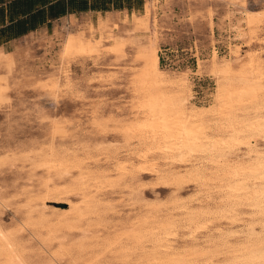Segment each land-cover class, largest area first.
<instances>
[{
    "label": "rangeland",
    "instance_id": "obj_1",
    "mask_svg": "<svg viewBox=\"0 0 264 264\" xmlns=\"http://www.w3.org/2000/svg\"><path fill=\"white\" fill-rule=\"evenodd\" d=\"M214 1L224 6V12L213 25V12L205 10L209 36L195 41L196 62L184 52L187 44L172 40L171 49H177L172 64L178 60L179 65L166 67L161 61L158 65L174 79L186 78L188 107L206 109L204 118L214 120L212 134L218 135L223 132L216 129V121L224 123L228 116L219 112L223 89L240 90L238 77L251 71L264 84V0ZM232 2L238 4L236 9ZM154 5L159 55L166 41L159 34L163 27L157 25V0ZM246 11L258 15H244ZM109 23L99 19L96 29L88 27V34L75 30L70 36L72 47L64 46L63 31L54 50L50 45L55 57L36 72L21 70L19 60L25 53L0 59V223L19 256L27 264H156L157 238L180 257L191 249L202 251L194 258L197 264H235L245 245L264 252V214L252 213L244 202L236 205L234 213L211 216L204 229L186 224L190 211H220L222 197L227 196L218 187L223 172L197 153L174 161L160 151L148 154L140 133L123 127L147 116L141 107L145 94L131 79L142 61L135 48L109 38ZM87 36L95 39L92 45ZM238 57L243 62H236ZM224 63H230L232 70L217 77L214 68ZM237 98L232 96L228 112H253L254 104ZM145 136L149 140L150 134ZM262 137L253 143L259 149H264ZM109 142L116 144L107 147ZM235 151L244 153V149ZM141 152L160 169L184 172L199 166L208 170L210 178L198 182L185 176L178 185L165 187L155 174L139 171ZM48 158L56 164L50 170L43 165ZM122 162L128 165L124 173L118 165ZM63 167L70 170L68 177L60 176ZM80 171L85 174L81 186ZM174 194L186 202L183 208L172 205ZM167 221L181 224L175 237L158 228ZM249 223L256 225L259 243L246 238ZM162 249L159 252L165 253ZM0 264H11L1 247Z\"/></svg>",
    "mask_w": 264,
    "mask_h": 264
},
{
    "label": "bare ground",
    "instance_id": "obj_2",
    "mask_svg": "<svg viewBox=\"0 0 264 264\" xmlns=\"http://www.w3.org/2000/svg\"><path fill=\"white\" fill-rule=\"evenodd\" d=\"M222 1L228 2V0ZM232 4L235 9L238 7V4L235 2H232ZM154 6V0H149L141 16L137 17L135 14H131L129 19L124 16L125 18H123L120 23L110 22L109 24H106L107 28L110 30L109 38L129 44L135 48L142 61L140 71L135 73L133 72L131 79H133V82L138 85L141 92L145 94V100H143L141 107L144 109V112H147V116L142 119L136 118L135 120L130 121L128 124L125 123L126 125L124 126L123 124H118H120V126L122 125L125 129L128 128L133 131L136 130L138 133H140V136L142 137L140 140L147 147L146 153L160 151L164 154L166 153V158L171 159V161L183 160L185 155L197 153L204 156L207 161L209 160L212 162V168L218 167L220 169L219 171L223 172L222 177L218 180V187L222 191L227 192V196L222 197L225 198V203L220 207V211L218 210L217 212L209 209L204 212H200L198 210L188 212L186 214V224L193 226L195 230L206 228L207 222L211 216L216 213L219 214L223 212V216H225L226 213H234V208L240 202L246 203V205L252 210V213L264 214V149H259L257 145L253 144L254 142H257V139L260 136H263L262 138L264 140V113L262 110L264 108V84L261 82V78L259 79L258 76H254L253 72L251 71L246 76L238 77L241 83L239 87L240 90H231V84L229 89H223L220 95L223 97L224 103L222 102L219 112L220 114L227 113L229 117L227 116V119L224 123H218L217 121L215 123V125L218 124L216 129L221 130L223 133L218 135L212 134V121L214 120H208L204 118L206 115V109L200 107L191 109L188 107L189 97L187 95L188 90L186 78L174 79L173 77H170L166 71L160 69L158 65V38L155 35L153 20L155 17H153L155 14L153 13ZM244 11L245 10H243V12ZM243 12H241V14ZM246 14L256 15L257 13L246 11L244 15ZM252 21L253 19L248 17V23H252ZM114 29H116V31ZM74 33L75 30L64 28L63 43L65 47H72L73 44L72 41H70V36ZM94 40V38L87 36L86 42L89 45H92ZM15 53L18 54L20 51L15 49L11 52L5 53L0 49V59H7ZM241 60L242 59L239 57L235 59V61L238 63ZM231 70L232 68L230 63H224L222 67L219 66L214 68L213 73H215L217 77H220L226 76L231 72ZM58 83L59 82L57 79L54 80L53 86L55 89H57ZM169 91L172 92L170 93ZM233 95L238 96V102H240V100H246L254 104L255 106L253 112H243L241 115L233 114L230 112V110L228 112L227 109L231 108L230 104ZM214 114L217 115L216 113ZM146 133L150 134L149 140L147 138L149 136H145ZM126 134H128V132L125 133V135ZM114 144L116 143L109 142L107 147L113 148ZM241 149H244V153L241 155L240 153L237 154L235 150ZM141 153L142 155L140 154V157L142 158V163L139 165V171H148L152 174H155L165 187L178 185V183H180V181H182L185 176H191L195 179V181L198 182H205L207 178H210L207 172L208 170L202 169L199 166V168L197 166H194L190 169L186 168L187 170L184 172L174 167L160 169L156 163H149L147 160L148 157L145 155L146 153ZM43 165L50 170V167L55 166L56 164H54V162L48 158ZM118 165L121 172L124 173L127 170L128 165L126 166L125 162L119 163ZM60 172L61 177H68L70 170L67 167H63ZM84 175L85 174L82 171H80L77 175L80 186L84 184L81 182ZM57 184L55 185L57 186ZM175 194L174 196H176ZM65 196L63 198H65ZM86 197L87 196L84 198ZM180 201L181 199L177 198L176 196L172 199L171 203L173 206H180L183 208L186 202ZM74 209L77 211L80 210L78 206H75ZM81 214L82 213H80V215ZM203 216H206L207 219L201 221L200 219ZM161 219L162 218H160V220ZM146 223L147 222H145V224ZM178 225L179 224L174 221H167L160 224L158 228L163 229L167 236L175 237L177 235ZM245 235L248 240L254 239L253 242L256 243H259L260 241L258 237L259 233L257 232L256 225L254 223H249L247 225ZM156 241L158 244L155 246L156 253H154L155 258H153L157 262L156 264H164V260H166L169 264H197L199 260H194V258L202 254V251L198 249H191L185 256L189 257L191 255L192 259L190 258L186 260L185 256L180 257L181 254H178L177 252H171L170 246L159 243V241H162V239L157 238ZM253 246L255 247V245H245L242 248L243 254L236 260L235 264H264L263 250L255 249ZM0 247L9 258L11 264H27L19 256L17 245L13 242L10 233H8L2 227L1 223ZM251 247H253V249H251ZM161 249L165 250L166 252L160 253L159 250ZM210 262L212 263L213 261Z\"/></svg>",
    "mask_w": 264,
    "mask_h": 264
},
{
    "label": "crops",
    "instance_id": "obj_3",
    "mask_svg": "<svg viewBox=\"0 0 264 264\" xmlns=\"http://www.w3.org/2000/svg\"><path fill=\"white\" fill-rule=\"evenodd\" d=\"M148 1L0 0V49L25 53L19 60L21 70L36 72L34 69L55 57L50 45L54 50L64 28L88 34V27L96 29L99 19L120 23L124 16L129 19L131 14H142ZM207 8L213 12L212 24L217 25L224 12L217 1L157 0V25L163 27L159 34L166 41L161 50H169L172 40L189 45L209 36Z\"/></svg>",
    "mask_w": 264,
    "mask_h": 264
},
{
    "label": "built area",
    "instance_id": "obj_4",
    "mask_svg": "<svg viewBox=\"0 0 264 264\" xmlns=\"http://www.w3.org/2000/svg\"><path fill=\"white\" fill-rule=\"evenodd\" d=\"M183 49L180 50V53H182ZM184 52L186 54H188V59H192L194 60V62H196V58L198 57L197 51H196V47H195V41H191L188 45L187 48L184 49ZM177 54V49H169L166 51H162L159 53L158 55V62L161 61L164 66L166 67H176V65L178 64V60L175 62L176 64H172L173 62V55L176 56Z\"/></svg>",
    "mask_w": 264,
    "mask_h": 264
}]
</instances>
